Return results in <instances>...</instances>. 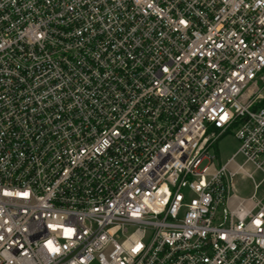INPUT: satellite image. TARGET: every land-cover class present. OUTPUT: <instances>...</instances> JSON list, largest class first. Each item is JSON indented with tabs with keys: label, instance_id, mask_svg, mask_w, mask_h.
Returning <instances> with one entry per match:
<instances>
[{
	"label": "built area",
	"instance_id": "2783aa9c",
	"mask_svg": "<svg viewBox=\"0 0 264 264\" xmlns=\"http://www.w3.org/2000/svg\"><path fill=\"white\" fill-rule=\"evenodd\" d=\"M263 183L264 0H0V264H264Z\"/></svg>",
	"mask_w": 264,
	"mask_h": 264
},
{
	"label": "rangeland",
	"instance_id": "374dc122",
	"mask_svg": "<svg viewBox=\"0 0 264 264\" xmlns=\"http://www.w3.org/2000/svg\"><path fill=\"white\" fill-rule=\"evenodd\" d=\"M240 146L239 140L234 136V131L229 132L224 137H222L217 145V150L219 153V163L225 164L232 156H234ZM235 160L239 164H243L244 158L242 155H237ZM247 168H250L247 165ZM261 173L255 174L256 182L262 180ZM233 192L237 193L241 197H250L254 192V183L251 179H248L244 175H238L235 178ZM264 193V183L261 188L257 191V194L260 196Z\"/></svg>",
	"mask_w": 264,
	"mask_h": 264
}]
</instances>
